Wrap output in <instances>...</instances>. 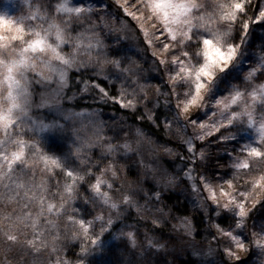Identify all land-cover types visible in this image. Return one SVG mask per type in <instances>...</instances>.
<instances>
[{
  "label": "snow or ice",
  "instance_id": "1",
  "mask_svg": "<svg viewBox=\"0 0 264 264\" xmlns=\"http://www.w3.org/2000/svg\"><path fill=\"white\" fill-rule=\"evenodd\" d=\"M115 4L137 22L153 46L152 54L158 58L154 70L163 66L166 90L142 83V66L109 50L101 31L126 32L127 25L116 26L103 9L82 0H23L22 4L0 0V242L5 264H10L8 254L13 253L14 259H24L25 264H47L45 256L62 252L58 241L66 229L72 240L80 241L76 264H111L110 241H119L125 252L137 247L139 232L130 224L122 227L130 214L121 219L120 204L103 191L113 190V185L96 175L102 161L92 164L86 158L101 141L102 128L93 125L87 138L77 135L79 144L65 153L52 139L64 124L42 120L33 112L34 103L37 112L59 109L61 98L70 90L72 73L90 67L98 69L95 77L111 82L110 75H116L124 83L113 92L102 82L80 80V94H94L102 103L114 102L133 112L143 102L139 118L157 127L159 116L154 109L162 106L160 98L163 106H168L175 97V114L163 127L184 148V182L196 194L198 207L207 211L206 202L211 201L217 217H228L226 227L222 223L211 225L227 241L221 257L227 256L231 264H250L251 255L258 252L259 264H264V215L256 219L257 213H264V33L257 37L259 51L251 43L255 30L264 29V5L253 9L252 0H210L207 6L202 0H115ZM153 29L164 36L159 49L154 44L159 37ZM66 47L71 50L65 51ZM246 59L251 60L247 69L243 67ZM129 83L134 86L131 90L125 86ZM53 84L55 87H50ZM34 86L47 89L39 94L38 102ZM62 116L64 121L83 124L92 122L95 113L66 111ZM137 136L146 139L139 128ZM230 144L236 145L231 152ZM102 147L105 153L116 151L106 142ZM121 147L129 150L127 144ZM220 151L229 157L223 164ZM222 166L228 168L224 184L205 175L210 168ZM116 174L112 165L111 175ZM174 183L170 178L169 184ZM81 189L100 200L112 215H93L88 209L78 215L77 207L69 214L68 208ZM202 191L207 193L203 200ZM134 195H124V205L142 215ZM146 198L158 203L162 192L152 189ZM62 218L63 225L59 222ZM254 219L256 230L250 231L249 222ZM152 226L159 229L155 222ZM180 227L192 235L188 217ZM145 239L147 247L154 250L150 257L163 250L160 241ZM213 251L209 249L208 255ZM245 254H249L248 259ZM90 256L92 260H88ZM54 264L72 261L57 255ZM120 264L145 261L137 260L133 251L132 259Z\"/></svg>",
  "mask_w": 264,
  "mask_h": 264
},
{
  "label": "clouds",
  "instance_id": "2",
  "mask_svg": "<svg viewBox=\"0 0 264 264\" xmlns=\"http://www.w3.org/2000/svg\"><path fill=\"white\" fill-rule=\"evenodd\" d=\"M88 70H90L93 75L95 74V71H98V69H93L91 67ZM50 87H55V85L53 84ZM43 91H47V89H37L34 86V99L37 102L39 100V94ZM73 95L75 96V99L68 98ZM80 95L82 94H77L75 92L69 95L68 91L66 90L65 96L61 98L62 103L59 106V109H41L39 112H37V104L34 103L33 112L36 113L42 120L48 122L56 120L64 124V127L55 133L52 139L56 144L60 145L64 149L65 153H70L73 147L79 144V141L76 139L77 135H79L81 139L90 137L93 131V125H99L102 128V132L100 133L101 141L96 143L94 147L86 154V158L92 164H95L98 160L102 161L101 171L96 173V175L103 176L105 181L113 185V190L109 191V189L104 188L103 191L108 194L110 199L120 204L123 214L121 219L123 220L124 216H129L130 213L134 212V220L150 222L151 225H153V222H155V227L162 229L166 228V225L171 223V221L169 218V213L165 211L163 201L157 203L147 199L146 197L149 196V191H151V189L147 187L148 184L154 185L157 191L161 192L168 191L169 189L175 188L177 185H179V175H174L172 172H170L169 169L163 165L161 160L163 155L170 154L165 149L156 147L154 142H149L146 139L138 137V128L134 125L129 126L126 123H121L118 119L105 120L102 114L95 109L89 110L88 107L80 106L77 103ZM66 111L91 112L95 113V116L92 118V122L86 121L83 124L80 121H64L62 113ZM74 129L77 131L74 132ZM105 142L115 146L116 151L110 154L105 153L102 147V144ZM124 144L129 145V150L126 151L121 147ZM112 165L116 166L117 174L115 177L111 175ZM130 169L135 171V176L130 174ZM39 175L40 174L37 173V176ZM170 178H174V184H169ZM88 182L94 183V181ZM132 193H135L133 198L142 209V215H138L135 208H129L124 205L123 196L131 195ZM142 197L145 198L142 199ZM85 199H87L88 209L93 215H112V211L104 207L100 200H94L91 193L80 190L77 200L82 201L85 205ZM75 203L69 206V214H71V209L75 207ZM59 222L63 225V218ZM128 224L133 226L134 231H141V229L138 227V224L128 223L127 220L123 221L122 227ZM175 227L176 226L173 225V229ZM168 230L171 231V229ZM69 231L70 230L66 229L61 234V238L58 241L59 244H62L63 242L71 243L74 241L71 239ZM143 233V239H141L140 236L137 237L136 249L125 252L124 248L122 247V249L119 250L118 254L115 256L113 264H120L121 260H131L133 251L136 253L137 260L143 259L145 264H154L152 259L153 255L151 257L149 256V252L152 250L147 247L145 237H151L156 241H160V238L156 235L150 234L147 229H144ZM187 235L190 236L188 233ZM160 243L164 245L163 250L192 248V254H197L195 251L197 243L194 241L185 242L178 238L177 240H168L164 242L160 241ZM3 248L4 245L0 244V256L4 255ZM0 264H5V261L0 260ZM10 264H25V260L13 259L10 260ZM199 264H207V262L201 260Z\"/></svg>",
  "mask_w": 264,
  "mask_h": 264
},
{
  "label": "rangeland",
  "instance_id": "3",
  "mask_svg": "<svg viewBox=\"0 0 264 264\" xmlns=\"http://www.w3.org/2000/svg\"><path fill=\"white\" fill-rule=\"evenodd\" d=\"M110 1V0H108ZM106 0H82V2L85 5L92 4L94 7L98 9H103L105 13H107L110 16V19L115 23L116 26H119L121 23H124L127 25V31L126 32H112L107 29H103L101 31V36L105 40V43L109 46V50H115L119 52L122 56H124L127 59L135 60L137 61L143 68V72L141 73L143 79L141 80L142 83L147 84H154L161 86L162 91L166 90L167 88V73L164 71L163 66L159 68V70H154L156 64L158 63V58L153 56V46H150L148 42L145 40L144 35L142 31L140 30V26L137 24L135 20H133L131 17L126 16L123 11L115 4V0H111L113 4H115V8L113 6H109ZM255 1V0H253ZM19 2L22 4L23 0H19ZM202 2L207 6L210 4V0H202ZM257 6L264 5V0H256L255 1ZM211 9L209 8V11ZM120 12V14L118 12ZM135 11V9H133ZM250 13V12H249ZM13 15H20L24 14L22 12H13ZM139 15V13H138ZM159 25H157V29H159ZM157 29H153V31H156L157 36L159 37V40L154 41L155 47L159 49L160 42L164 40V36L161 35L160 31H157ZM253 40H251V43ZM254 46V45H253ZM70 47H66L65 51H70ZM256 51H259L258 49H255ZM251 64V60H245V63L243 67L247 69ZM113 70L109 69V72H112ZM102 77V76H101ZM103 78V77H102ZM110 81L109 82L112 86L113 92H118L120 85L124 83V79L121 77L120 79H117L116 75H110ZM113 84L115 87H113ZM126 87H129V90H131V87H134L129 84H125ZM173 103L168 106H163V97L160 98V104L162 105L161 108L165 111L164 116V123H170L171 122V116L175 114V97H172ZM151 107V105H149ZM144 104L143 102L138 105V110L141 112L143 111ZM125 110V109H124ZM129 110V109H127ZM131 111V110H130ZM133 112V111H132ZM203 115V113H201ZM113 117H108V120H112L113 118L117 117L121 123H126L129 126L134 125L135 127L139 128L135 123H132L129 119L125 120V116L123 114H112ZM166 130V136H167V142L165 143H157L155 140L150 139L148 136L146 137V140L154 142L155 146L160 149H172L174 153H179L180 155L170 156V155H163L161 157L163 165L169 169L170 172H172L174 175H179L180 181L179 185L175 188H171L170 190H175L176 193L180 194V202L185 203L189 205V207L194 210V208H198L197 203L195 202L197 197L195 193L191 192V189L187 186V184L184 182L185 178L183 177V172L187 169L185 168V164H187V160L181 159V155L184 154V148L181 145L180 141L174 137L173 135L168 134V130ZM142 131V130H141ZM190 131V129H189ZM144 133V131H142ZM236 147L235 144L228 145V151L231 152L232 149ZM238 151V148H237ZM234 154V153H233ZM219 155L223 157V160L221 163H225L229 160V157L226 153L223 151L219 152ZM189 167H192V165H188ZM132 172L131 174L135 176V171L130 169ZM228 172V168L226 166L218 167V168H210L205 175L207 176H214V182L217 184H224L225 182V173ZM39 176H37V179ZM228 179L231 177L228 176ZM242 183V182H241ZM151 186V191H149V195L152 194V189H155L154 185L148 184L147 187L149 188ZM226 186V185H225ZM82 191H84L82 189ZM207 196L206 192L200 193V199L203 200ZM261 196L264 197V193H261ZM82 202V201H80ZM207 207L211 209L208 212L206 217H204L202 221V226L193 225V232L191 236L187 235V231L184 228L180 227L181 221L188 217L186 215L184 216H177V215H170L169 218L171 223H168L166 225V228H154L150 222L145 221H137L134 220L133 217L135 216V213L132 212V215H130L129 219L127 220L128 223H136L138 224V227L141 229L139 232V236L141 239H143V230L147 229L150 234L156 235L160 238L161 242L168 241V240H177L178 238L182 241H194L197 243V247L195 249L196 255H193V249L192 248H183V249H175V250H168L171 251L169 253L165 252L166 250H162L159 254H154L152 256L154 264H162L163 261H167L168 256L177 253L181 254L178 255V257H182V254H187V252L190 253L192 257H194L196 260L200 262L201 260L206 261L207 264H224V262H228V264H231V261H229V258L227 256L221 257L219 253L223 252L224 245L227 243L226 239L221 237L218 233H216V230L211 227L213 223H222L225 227L227 226V220L228 217H217L215 215V212L212 211V209L215 207L211 204V201H207ZM164 206V205H163ZM80 209V213L78 215L84 214L85 209H88L87 205H84L83 202L77 207ZM165 211H167L166 207L164 206ZM201 209V208H200ZM88 211H90L88 209ZM169 213V212H168ZM261 215H264V213H257L256 219H259ZM91 218V217H89ZM190 219V217H188ZM191 220V219H190ZM192 222V220H191ZM255 224V219L249 222V230L253 231L256 230L253 225ZM173 225L176 227L173 229ZM168 229H171L169 231ZM195 233H198L199 237L196 239L194 238L196 235ZM2 244V242H0ZM62 252L53 254L51 257L45 256V260L47 264H54L55 257L57 255H62L63 257L69 259L72 261V264H76V261L80 258V241H72L71 243L63 242L62 244ZM115 245V247H113ZM110 247H112V253L108 255V260L113 264L115 256L118 254V251L122 249V245H120L119 241H110ZM167 248V246H166ZM209 249H213V253L211 255H208ZM154 251V250H152ZM15 254H8L9 260L14 259ZM249 258V254H245V259ZM30 259V258H25ZM93 257H88V260H92ZM261 257L259 253L257 252L256 255H251L250 257V264H259ZM0 260H4V255L0 256ZM167 262H171L172 260H168ZM87 264V261H86Z\"/></svg>",
  "mask_w": 264,
  "mask_h": 264
},
{
  "label": "trees",
  "instance_id": "4",
  "mask_svg": "<svg viewBox=\"0 0 264 264\" xmlns=\"http://www.w3.org/2000/svg\"><path fill=\"white\" fill-rule=\"evenodd\" d=\"M108 1V0H106ZM256 1V0H255ZM252 0V5L251 7L253 9H256V2ZM109 4V6H113L114 8L116 7L115 4H113V2L108 1L107 2ZM118 12V11H117ZM120 14V12H118ZM249 15H252V13L250 12ZM264 33V29H256L255 32L253 33V37H252V42L253 45L255 47V49H258V45H259V40H258V36ZM73 79L71 82V87L70 90L68 91V94L71 95L72 93H77L79 87H82V85H80L78 83V81L80 80H92L93 83H97V82H102V86H107L108 89H110L111 91H113L111 84L108 81H104L102 77H95L92 72L90 70H86V71H82L80 73H76L73 72L72 73ZM77 103L82 106V107H88L89 110L95 109L96 111L100 112L103 116V118L105 120H108V117H113L112 114H123L126 118L125 120L129 119L130 121H132V123H135V125H137L138 127H140V129L142 131H144L145 136H148L150 139L155 140L157 143H165L167 142V136H166V130L163 127L164 123V116H165V111L163 108L159 107L154 109V111L156 112V114L159 116V124L160 127H157L156 125L152 124L150 121L146 120V119H140L139 116L141 115L142 111L140 112L139 110H137L136 112H132L130 110L127 109H123V108H119L118 105L114 102H106V103H102L99 101L98 96H95L94 98V94H84V95H80L79 99L77 101ZM117 117L113 118L116 119ZM95 154V153H94ZM132 172L130 171V174ZM132 175V174H131ZM59 178V177H57ZM151 188V186L149 187V189ZM55 190V189H53ZM82 190V189H81ZM180 194L176 193L175 190H168V191H163L162 192V200L163 201V205L166 207L167 211L169 212L170 215H177V216H188L190 217V219L192 220L193 225H198V226H202V221L204 219V217H206L207 213L204 209H198V208H194V210L192 211V209L189 207V205L180 202ZM82 202H80V200H77V202L75 203V207H78ZM211 209H209L207 207V211H210ZM130 215H132V213H130ZM130 217V216H129ZM195 239L201 235H199L198 233H195ZM201 238V237H199ZM165 252L171 254V251L166 250ZM178 255L181 254H173L170 257L168 256L167 261L170 259L172 260L173 264H199L198 259L196 260L194 257H192L190 255L189 252H187V254H182V257H178ZM220 255V253H219ZM221 256V255H220ZM167 264H170L169 262H167Z\"/></svg>",
  "mask_w": 264,
  "mask_h": 264
}]
</instances>
